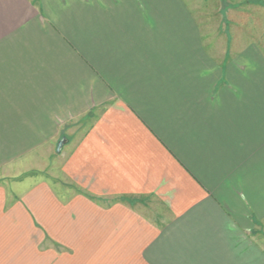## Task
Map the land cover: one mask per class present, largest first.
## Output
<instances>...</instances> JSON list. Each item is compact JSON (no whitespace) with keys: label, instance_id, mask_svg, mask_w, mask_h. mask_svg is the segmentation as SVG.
<instances>
[{"label":"crops","instance_id":"1","mask_svg":"<svg viewBox=\"0 0 264 264\" xmlns=\"http://www.w3.org/2000/svg\"><path fill=\"white\" fill-rule=\"evenodd\" d=\"M261 13L264 0H0V179L55 153L73 196L50 179L65 212L51 237L83 243L67 264H264V41L230 35ZM9 197L1 185L0 252Z\"/></svg>","mask_w":264,"mask_h":264},{"label":"rangeland","instance_id":"2","mask_svg":"<svg viewBox=\"0 0 264 264\" xmlns=\"http://www.w3.org/2000/svg\"><path fill=\"white\" fill-rule=\"evenodd\" d=\"M237 4L245 3L237 2ZM224 11L227 12L226 9ZM233 22V28L230 30H234V32L232 31L233 33L231 32L230 35H233L235 42L245 44L242 41H264V13L253 18L235 16ZM218 24L224 26L221 18L218 19ZM43 154L45 155L41 156V158L44 157L42 161L17 164L22 166L21 173L17 174L18 171H13V173L11 171L8 180L0 179V186L10 185V240L0 252L2 253L0 264H67V258L74 254L66 245L80 247L83 244L55 241L51 237V229L54 232L56 229H61L60 232H64V226L61 227L56 222L59 223L60 217L64 219L65 212L58 210L57 216H55V213H52L50 209L51 199L48 187L50 179L57 185L56 188L61 190L58 196L64 203L72 198L73 193L71 190L67 191L70 184L61 174V163L56 159L55 153L50 155L46 152ZM11 169L8 171L10 172ZM25 178L35 179L44 184L32 186L27 190L25 188L26 191L23 195L14 193L12 191L13 183ZM31 183L27 185L30 186Z\"/></svg>","mask_w":264,"mask_h":264},{"label":"water","instance_id":"3","mask_svg":"<svg viewBox=\"0 0 264 264\" xmlns=\"http://www.w3.org/2000/svg\"><path fill=\"white\" fill-rule=\"evenodd\" d=\"M65 143H66L65 140L60 143V145L58 146V152H60L62 150V148L64 147Z\"/></svg>","mask_w":264,"mask_h":264}]
</instances>
